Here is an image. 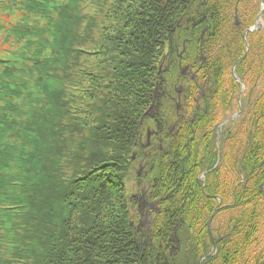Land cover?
Masks as SVG:
<instances>
[{
	"label": "trees",
	"instance_id": "obj_1",
	"mask_svg": "<svg viewBox=\"0 0 264 264\" xmlns=\"http://www.w3.org/2000/svg\"><path fill=\"white\" fill-rule=\"evenodd\" d=\"M85 4L0 0V264H264L262 0H93L92 16ZM232 69L253 98L222 146L193 102L201 83L218 99L209 115L228 109ZM180 83L192 122H175ZM158 116L176 126L144 157L135 143Z\"/></svg>",
	"mask_w": 264,
	"mask_h": 264
},
{
	"label": "rangeland",
	"instance_id": "obj_2",
	"mask_svg": "<svg viewBox=\"0 0 264 264\" xmlns=\"http://www.w3.org/2000/svg\"><path fill=\"white\" fill-rule=\"evenodd\" d=\"M111 1V0H110ZM263 1V0H262ZM262 5V4H261ZM262 8H264V5H262L261 6V9ZM95 6L93 5V0L91 1V0H86V4H85V6H84V9L82 10V13L84 14V15H89V14H91V15H89V16H92V15H94L95 14ZM260 14L261 13H259L258 14V16H257V19H256V21H255V24H254V26L251 28V29H249L246 33H244V35H243V37L245 38V36H246V34L247 33H253V32H255V31H257V30H259V29H262V19H261V17H260ZM177 26H178V23H177ZM206 30H204L203 32H202V35H201V39H202V36H203V34H204V32H205ZM184 50H185V42L183 43V48H182V51H181V53L178 55V59H180L181 57H182V55H183V52H184ZM7 58V55H2V56H0V58ZM0 62H1V60H0ZM170 65H171V61H162L161 60V62H160V64H159V68H158V72H157V74L159 75V77H160V79H161V81H162V83H164L165 82V74L169 71V69H170ZM25 73H27V70H24V69H22ZM178 72H179V77L180 78H182V82H184V79L187 77L188 78V80H190V82L191 81H193V80H195L196 79V75L192 72V70H190L189 68H187V66L185 65V66H182L181 64H179V66H178ZM191 76V77H190ZM195 77V78H194ZM234 79H235V81L237 82V83H240V84H242L241 83V81L237 78V77H235L234 76ZM177 81V80H176ZM188 82V81H187ZM182 84L183 83H180V84H178L179 86H177L176 84V86L174 87V85L172 86V92H173V94H174V98H175V95H180V94H182L183 95V92L185 91V89H184V87L182 86ZM189 84V83H188ZM166 87V86H165ZM79 92H81L82 93V90H76V87H75V84H73V86L71 87V86H67V89H66V98H65V100H68V101H70V106L71 105H73L74 106V104L72 103V101H78V95H79ZM251 93V92H250ZM250 93H249V89H248V87L245 85V84H242V86H241V88H239L236 92H235V94L233 95V98H232V101H231V106H233L234 107V109H235V115L238 113V110L240 109L241 111H243L244 109H245V107H246V109H247V105L249 104V102H251V98H253V94L251 93V95H250ZM184 96V95H183ZM249 97V98H248ZM182 101H183V106L182 107H184L185 109H186V111H187V117H186V120L187 121H190V122H192L193 121V118H195V116H196V114H192V119L190 120V115H191V112H192V110H191V106H192V103H189V102H187V101H184V99H182ZM176 102V101H175ZM22 104V102H20L19 103V105H21ZM80 105V104H79ZM81 107H82V105H80ZM195 106H197V104H195ZM195 106L193 107V109H194V112L196 111L195 110ZM78 107V106H77ZM158 107V106H157ZM174 108V107H173ZM175 108H174V116H175ZM196 112H198V111H196ZM178 121V119L175 121V122H177ZM175 122H171L172 124L170 125V128H173V130H174V128H175V126H176V124H175ZM148 135H149V132H148V130L145 132V136H144V138H142V140L140 141V143L139 144H136L135 143V145L136 146H138L141 150H143V152H144V157H148L149 158V156H150V154H152V152H150L149 150H146L145 149V147H147L148 145H145L146 143H147V141H148V139H147V137H148ZM239 141H243L242 140V138L241 139H239ZM238 141V139H237V142H239ZM159 144V143H158ZM162 144H163V142L161 143V144H159V145H157L156 147H160L161 148V150H162V152H163V147H162ZM235 147H234V142H233V147H232V151L234 152V149ZM158 153V151L156 152V154ZM136 155H137V150L135 151V152H132L131 153V159L132 160H135V158H136ZM140 171V172H139ZM144 172H145V163L143 162V161H141V162H139L138 164H136V166H135V168H134V170H133V175L135 176V178H136V180L137 181H139V183L141 184V186H140V196H141V201H143V203L145 202L147 205L148 204H154V208H150V207H148V206H146V205H144L145 207H146V211L147 212H150V211H152V210H155L156 208H155V203H148L147 202V198H146V193H147V186H146V183H145V179L144 180H142L143 179V174H144ZM132 181H130V179H129V181L127 182V186H128V188L130 189L131 187H132ZM131 193V192H130ZM135 194H136V192H135ZM137 195V194H136ZM140 199V198H139ZM139 221H141V225L142 226H145V224L147 223L146 221L147 220H144V223H143V219H141V218H139V219H137V221L136 222H139ZM143 223V224H142ZM263 246H264V244H263ZM12 261H14V260H11L10 262H12ZM14 264H19V262H13Z\"/></svg>",
	"mask_w": 264,
	"mask_h": 264
},
{
	"label": "flooded vegetation",
	"instance_id": "obj_3",
	"mask_svg": "<svg viewBox=\"0 0 264 264\" xmlns=\"http://www.w3.org/2000/svg\"><path fill=\"white\" fill-rule=\"evenodd\" d=\"M191 77V76H190ZM195 78V77H194ZM176 85H174L175 87ZM179 86V85H177ZM166 87H164L163 94L166 92ZM170 98V96H169ZM173 107L175 108V120L179 119L181 116H183V120L186 122V117H187V111L183 106V101L182 99H185V96L182 94L180 95H175L174 97L170 98ZM215 98L211 95H206L205 93V85L199 83L198 85V95L194 99L195 104L197 106L195 107V110L198 111L199 113H203L205 116L199 115V129L202 130L203 127H205L207 130L213 129L215 127V136L216 140L218 141L217 144H221L222 146H225L227 142L230 140H233V135L232 133L234 132V125L235 121L240 118L241 114L243 113L240 109L238 110V113L235 115V109L233 106H229L228 109L222 111L221 113H215V114H208L207 108H218L219 103L218 99L214 100ZM176 101V102H175ZM188 102V101H187ZM202 104V107L200 106ZM161 118L158 116L157 119H153V127L148 130L149 135L147 137L148 141L145 145H148L145 147L146 150H149L150 152H162L160 147H156L157 145L161 144L163 142V138L166 137V132L171 133L173 131V128H170V125L172 123H167L164 119L161 118V121H158V119ZM186 124V123H185ZM172 130V131H170ZM208 134L205 135L210 139L212 137V134L210 132L206 133ZM145 134L143 135L144 138ZM159 143V144H158ZM219 149V148H218ZM146 206L154 208V204H146ZM149 214V212L147 213ZM144 220H147V215L144 216L143 218V223ZM142 223V224H143Z\"/></svg>",
	"mask_w": 264,
	"mask_h": 264
},
{
	"label": "water",
	"instance_id": "obj_4",
	"mask_svg": "<svg viewBox=\"0 0 264 264\" xmlns=\"http://www.w3.org/2000/svg\"><path fill=\"white\" fill-rule=\"evenodd\" d=\"M262 5H264V0L262 1ZM140 172V171H139Z\"/></svg>",
	"mask_w": 264,
	"mask_h": 264
}]
</instances>
